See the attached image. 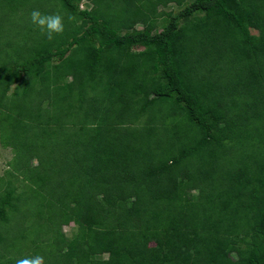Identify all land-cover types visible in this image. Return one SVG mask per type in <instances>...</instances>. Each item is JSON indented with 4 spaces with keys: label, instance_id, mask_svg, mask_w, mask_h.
Masks as SVG:
<instances>
[{
    "label": "trees",
    "instance_id": "16d2710c",
    "mask_svg": "<svg viewBox=\"0 0 264 264\" xmlns=\"http://www.w3.org/2000/svg\"><path fill=\"white\" fill-rule=\"evenodd\" d=\"M55 1L0 49V264H264V0Z\"/></svg>",
    "mask_w": 264,
    "mask_h": 264
},
{
    "label": "rangeland",
    "instance_id": "374dc122",
    "mask_svg": "<svg viewBox=\"0 0 264 264\" xmlns=\"http://www.w3.org/2000/svg\"><path fill=\"white\" fill-rule=\"evenodd\" d=\"M22 2L18 5L15 4V6L18 8L19 6V11H14L13 14L9 15V10H5V13L8 16V20L10 23L7 24L6 30L2 33H0V49L4 51H8L11 53V49L9 48L11 43L13 45H20L22 44V47L20 48L17 47L14 50H18L19 48L24 50L23 43L25 42L26 38L23 35V32L21 30V27L19 26L18 23L23 24L25 26H30L32 27L33 30L38 29L36 26H34L30 22V13L33 9H38L41 12V9L39 8L40 5L43 9L47 7H56L60 5L61 3L55 1V0H46V2H40L38 3L36 0H21ZM59 3V4H58ZM47 6V7H46ZM83 7H87V4H83ZM175 7V5H170L168 6V9H171ZM33 8V9H32ZM4 14V15H6ZM63 16V15H61ZM63 17H69L67 14ZM17 18H21V20L17 21ZM74 20L76 22V19L73 17H69L65 20V23L67 21ZM17 21V22H14ZM14 25V27L12 26ZM39 30V29H38ZM253 33H258L256 29H251ZM12 45V47H13ZM14 48V47H13ZM13 150L11 148H7L1 145L0 143V175L4 174L5 170L9 168L8 162L10 159L13 157ZM37 161H34V164H36ZM64 230L66 233L71 234L73 232V224L64 226ZM29 247H33V245H30Z\"/></svg>",
    "mask_w": 264,
    "mask_h": 264
},
{
    "label": "clouds",
    "instance_id": "9594fccd",
    "mask_svg": "<svg viewBox=\"0 0 264 264\" xmlns=\"http://www.w3.org/2000/svg\"><path fill=\"white\" fill-rule=\"evenodd\" d=\"M86 2L88 1L85 0V2H81L80 6L82 9L86 8L83 7V4H86ZM30 22L36 26L40 30L41 35L45 36L49 41L53 40L55 36L63 34L65 28L64 18L60 14H44L38 9H33L31 11ZM16 264H44V260L41 256L25 257L18 259Z\"/></svg>",
    "mask_w": 264,
    "mask_h": 264
}]
</instances>
